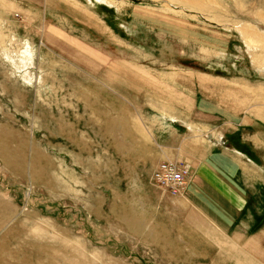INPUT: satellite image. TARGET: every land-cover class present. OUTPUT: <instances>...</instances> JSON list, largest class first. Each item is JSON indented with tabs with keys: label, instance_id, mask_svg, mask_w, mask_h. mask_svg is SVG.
<instances>
[{
	"label": "rangeland",
	"instance_id": "obj_1",
	"mask_svg": "<svg viewBox=\"0 0 264 264\" xmlns=\"http://www.w3.org/2000/svg\"><path fill=\"white\" fill-rule=\"evenodd\" d=\"M258 34L264 0H0V264H264L180 218L168 244L150 182L168 120L264 162Z\"/></svg>",
	"mask_w": 264,
	"mask_h": 264
},
{
	"label": "crops",
	"instance_id": "obj_2",
	"mask_svg": "<svg viewBox=\"0 0 264 264\" xmlns=\"http://www.w3.org/2000/svg\"><path fill=\"white\" fill-rule=\"evenodd\" d=\"M168 122L169 126L158 129L153 126L156 153L150 174L161 162L187 164L190 170L180 195L154 191L161 201L158 209L171 218L169 223L155 224L164 230L167 243H176L172 239L179 240L181 234L175 232L179 228L175 217L186 229H197L207 239L203 228L218 229L221 237L244 252L252 242L264 244V171L260 169L264 162L245 146L254 138L246 135L242 144L218 127L194 130L187 126L183 131L173 120ZM252 144V149L259 148Z\"/></svg>",
	"mask_w": 264,
	"mask_h": 264
},
{
	"label": "built area",
	"instance_id": "obj_3",
	"mask_svg": "<svg viewBox=\"0 0 264 264\" xmlns=\"http://www.w3.org/2000/svg\"><path fill=\"white\" fill-rule=\"evenodd\" d=\"M189 177V166L175 162H161L153 170L150 182L161 191L172 196L180 195Z\"/></svg>",
	"mask_w": 264,
	"mask_h": 264
},
{
	"label": "bare ground",
	"instance_id": "obj_4",
	"mask_svg": "<svg viewBox=\"0 0 264 264\" xmlns=\"http://www.w3.org/2000/svg\"><path fill=\"white\" fill-rule=\"evenodd\" d=\"M103 1H107V0H103ZM240 30L241 31H243L242 33L243 34H246V35H249L248 34V32H247V26H245V27H240ZM257 36V38L258 39H254L255 41H253L252 43H255V42H263L262 40H260L261 38H262V36L261 35H256ZM259 40V41H258ZM264 43V42H263ZM24 65H25V63H24ZM23 67H26V65L25 66H23ZM194 128V130H196L197 129V127L195 126V127H193ZM247 257V256H246ZM244 258V259H246V260H248V259H252L251 257H248V258ZM237 261V260H236ZM240 264H243V262H244V264H250L249 262H245V261H243V259L242 260H239L238 261ZM257 264H262V261H260V259H258V262H257Z\"/></svg>",
	"mask_w": 264,
	"mask_h": 264
}]
</instances>
